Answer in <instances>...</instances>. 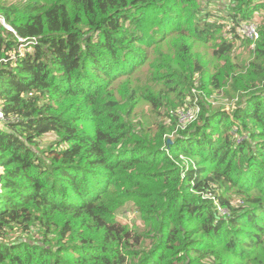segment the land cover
I'll use <instances>...</instances> for the list:
<instances>
[{"label":"trees","instance_id":"obj_1","mask_svg":"<svg viewBox=\"0 0 264 264\" xmlns=\"http://www.w3.org/2000/svg\"><path fill=\"white\" fill-rule=\"evenodd\" d=\"M260 13L0 0V264H264V19L248 61H230Z\"/></svg>","mask_w":264,"mask_h":264},{"label":"rangeland","instance_id":"obj_2","mask_svg":"<svg viewBox=\"0 0 264 264\" xmlns=\"http://www.w3.org/2000/svg\"><path fill=\"white\" fill-rule=\"evenodd\" d=\"M24 0H9V3H13L16 5H19L23 2ZM227 1H220L218 3H223ZM218 8L220 6L216 3L215 6L210 7L209 9L211 11H218ZM264 19V15L261 13L259 15H255L252 20L248 23L249 25H252L255 27L256 31L258 32V37H259V24L260 21ZM2 23V24H1ZM3 20L1 19L0 16V26L4 27L6 30H10L9 26L5 27ZM238 33V31H236ZM242 34V33H241ZM240 36V35H239ZM258 39V38H257ZM257 39H251L247 35L240 36L239 39L236 41V47L234 49V52L232 53L230 57V61L234 64H242L244 65L248 61L249 53L253 51V48L255 47L254 43L256 42ZM245 40V41H243ZM246 41H249L250 43H247ZM206 69V78L211 76L214 72L212 64H208L205 66ZM208 103H210L214 107H226L225 110L227 112L232 111L235 107V101H233L231 104L230 102L227 101L226 98H224L220 92H213L212 95L207 99ZM138 111H143L144 114H148V110L146 108H138ZM182 109L178 111L180 114ZM179 121H183V117L179 118ZM54 140V136L51 134L45 135L43 138L40 139L39 141V148H45L46 146H49V144ZM126 214V217L123 214ZM137 216L133 214L131 211V208L129 206L124 207L121 212L117 216V220L123 224H131L134 220H136ZM17 235H6L7 238H10V240H14V238Z\"/></svg>","mask_w":264,"mask_h":264},{"label":"built area","instance_id":"obj_3","mask_svg":"<svg viewBox=\"0 0 264 264\" xmlns=\"http://www.w3.org/2000/svg\"><path fill=\"white\" fill-rule=\"evenodd\" d=\"M2 19V18H1ZM3 20V19H2ZM4 22V21H3ZM249 22H244L241 23L238 27H237V31L239 32V35L242 36L243 35H247L249 36L251 39H257L258 38V32L256 31L255 27L252 25L248 24ZM2 24V23H1ZM5 24V22H4ZM5 27H7V25H3ZM10 28V27H9ZM11 30V28H10ZM12 31V30H11ZM242 33V34H241ZM195 113L187 111L185 114H183L181 117H183V120H192L194 117ZM4 119L2 111L0 110V122H2Z\"/></svg>","mask_w":264,"mask_h":264},{"label":"water","instance_id":"obj_4","mask_svg":"<svg viewBox=\"0 0 264 264\" xmlns=\"http://www.w3.org/2000/svg\"><path fill=\"white\" fill-rule=\"evenodd\" d=\"M5 126H4V122H0V130H4ZM170 143V141H169ZM3 174V168L0 166V193H1V176Z\"/></svg>","mask_w":264,"mask_h":264}]
</instances>
